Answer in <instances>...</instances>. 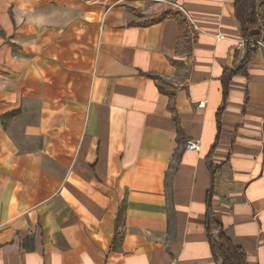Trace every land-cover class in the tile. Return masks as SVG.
<instances>
[{
	"label": "crops",
	"instance_id": "0c3cea01",
	"mask_svg": "<svg viewBox=\"0 0 264 264\" xmlns=\"http://www.w3.org/2000/svg\"><path fill=\"white\" fill-rule=\"evenodd\" d=\"M250 42L234 0H0V264H217L210 190L264 264Z\"/></svg>",
	"mask_w": 264,
	"mask_h": 264
},
{
	"label": "trees",
	"instance_id": "16d2710c",
	"mask_svg": "<svg viewBox=\"0 0 264 264\" xmlns=\"http://www.w3.org/2000/svg\"><path fill=\"white\" fill-rule=\"evenodd\" d=\"M235 14L241 24L243 37L247 40L248 51L243 63H247L256 52L257 46L251 47L250 39L261 40L262 31H251L252 26L259 25L262 15L259 11V0H234ZM232 73V72H231ZM213 171V166L210 165ZM213 191L206 199V230L213 257L217 264H249L246 251L236 245L225 233L222 225L215 219L212 205Z\"/></svg>",
	"mask_w": 264,
	"mask_h": 264
},
{
	"label": "built area",
	"instance_id": "2783aa9c",
	"mask_svg": "<svg viewBox=\"0 0 264 264\" xmlns=\"http://www.w3.org/2000/svg\"><path fill=\"white\" fill-rule=\"evenodd\" d=\"M250 41L256 42L259 45H263L262 39L256 40V41L253 39H250ZM205 103H206V101H201L199 104H200V106L203 107L205 105ZM186 148L189 150H199L200 149V143L197 140H188L186 143Z\"/></svg>",
	"mask_w": 264,
	"mask_h": 264
},
{
	"label": "rangeland",
	"instance_id": "374dc122",
	"mask_svg": "<svg viewBox=\"0 0 264 264\" xmlns=\"http://www.w3.org/2000/svg\"><path fill=\"white\" fill-rule=\"evenodd\" d=\"M263 37H264V32H263ZM262 41H264V39L262 38Z\"/></svg>",
	"mask_w": 264,
	"mask_h": 264
}]
</instances>
